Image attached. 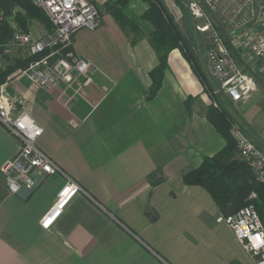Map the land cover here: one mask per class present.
Masks as SVG:
<instances>
[{
    "label": "crops",
    "instance_id": "crops-1",
    "mask_svg": "<svg viewBox=\"0 0 264 264\" xmlns=\"http://www.w3.org/2000/svg\"><path fill=\"white\" fill-rule=\"evenodd\" d=\"M94 3L100 26L73 35L74 53L91 63L89 85L77 92L64 82L40 87L17 70L2 83L9 95L22 98L23 108L43 127L38 148L84 193L75 194L44 229L40 220L56 201L64 177L44 175L35 188L18 194L3 183L0 264H254L230 229L216 222L219 212L210 194L182 182L184 171L225 145L203 114L206 92L189 64L172 51L161 89L146 100L148 73L158 60L147 39L151 27L141 19L145 2L128 0L121 10L144 32L134 43L130 28L120 26L108 11L107 0ZM129 3L141 7L137 15L126 12ZM252 3L253 27L264 37V9L257 11L264 0ZM226 15L219 28L225 39L241 16L233 11ZM230 54L254 76L256 90L237 102L223 93L215 98L232 123L264 148L259 63L241 52ZM212 83L211 90L219 86L215 78ZM188 96L197 100L186 107ZM18 149V140L0 125V166Z\"/></svg>",
    "mask_w": 264,
    "mask_h": 264
},
{
    "label": "built area",
    "instance_id": "built-area-1",
    "mask_svg": "<svg viewBox=\"0 0 264 264\" xmlns=\"http://www.w3.org/2000/svg\"><path fill=\"white\" fill-rule=\"evenodd\" d=\"M42 11L51 24L46 34L33 38L29 33L15 31L13 41L25 49V55L38 56L29 61L25 68L18 69L31 82L40 87H49L56 82L68 86L75 85L74 92L92 82L88 71L90 61L79 57L73 50L74 33L85 28L95 30L101 24V17L94 0H31ZM173 16L183 17L182 6L190 17L204 22L210 38L206 59L213 77L219 86L212 90L213 95L223 93L231 101L247 99L257 87L253 75L239 67L230 51L246 54L259 63V71L264 78V37L257 34L252 22L256 9H251L252 0H204L213 12V17L200 0H164ZM214 1V4L212 2ZM226 2L224 9L218 11L217 3ZM233 9V10H232ZM264 4L257 6L262 11ZM224 10L235 15L232 29L227 39L220 33V27L227 19ZM251 12L243 15L244 11ZM211 99L217 107L218 102ZM0 125L19 142L16 155L0 166V176L8 192L18 194L22 190H32L44 175L60 174L65 183L59 190L51 209L44 214L40 225L48 229L60 215L68 201L83 189L62 170L49 156L42 152L36 142L43 132L38 124L23 108V100L9 95L0 84ZM230 134L245 162L251 168L256 181L264 184V148L239 125H230ZM36 176H33V173ZM250 192L248 198H255ZM216 222L225 224L236 240L250 254L254 264H264V225L252 205L243 206L232 213L218 214Z\"/></svg>",
    "mask_w": 264,
    "mask_h": 264
},
{
    "label": "trees",
    "instance_id": "trees-1",
    "mask_svg": "<svg viewBox=\"0 0 264 264\" xmlns=\"http://www.w3.org/2000/svg\"><path fill=\"white\" fill-rule=\"evenodd\" d=\"M127 1L107 0V9L118 20L120 26L129 27L131 31H136L138 30L136 24L121 12ZM144 1L148 6L141 14V19L148 21L153 27L148 34V41L158 60L157 65L148 73L151 84L146 92L145 99H152L161 89L163 74L168 66V55L172 50L177 49L189 64L199 82L207 88L210 98L218 102L215 95L212 94V90L207 87V79L194 55L190 39L180 31L174 19L165 10L161 0ZM14 6L21 9V12L15 14V20L19 22L24 31L26 30V20L35 19L45 22L48 26L46 16L31 0H15ZM11 37L12 28L7 19L1 20L0 58L6 52ZM135 41L136 38H133L131 43ZM36 58L38 56L18 57L4 69H0V84L4 83L11 73L25 68L29 61ZM189 100L190 97H187L184 101L186 107L189 106ZM203 114L215 131L224 138L225 145L212 156H205L198 167L184 171L182 182L186 185L203 187L213 199L219 214L226 215L243 206L252 205L264 225V184L254 179L251 168L246 162L235 158V142L230 134L231 118L219 102L217 107L212 104L206 106ZM250 192H254L256 197L248 198ZM1 197L2 195L0 199Z\"/></svg>",
    "mask_w": 264,
    "mask_h": 264
},
{
    "label": "rangeland",
    "instance_id": "rangeland-1",
    "mask_svg": "<svg viewBox=\"0 0 264 264\" xmlns=\"http://www.w3.org/2000/svg\"><path fill=\"white\" fill-rule=\"evenodd\" d=\"M142 1H144V0H142ZM161 1H162L163 5L165 7V10L174 19V21H175L176 25L178 26V28L180 29V31L187 38L190 39L191 46H192V48L194 50V55L196 56L197 62L199 63V66H200L203 74L205 75V77L207 79V85H208L207 87L211 88V84H213L212 82L214 81V77L212 75L210 66H209V64L207 62V59H206V51L208 49L207 46L210 45V38H209L208 33L205 30L204 22L201 21V20L192 19L190 17V15L188 14V12H187V10L185 9L184 6H182V12H185L183 14V17L181 19L177 18V17L173 16L172 13L169 11V8H168L166 2L164 0H161ZM201 1L204 3L205 7H207V8L209 7L208 9L212 12V8L207 2H205L204 0H201ZM225 4H226L225 1L222 2V3L218 2L216 9H218V11L221 12V10H223L225 8L224 7ZM254 5H255V7H254ZM145 6H146V8L148 6L146 2H145ZM140 8L141 7H137V8L136 7H130V3H129V5L126 6L125 10H126L127 13H128V10H130L134 15H137L138 12L141 10ZM250 8L253 9V10L256 9V4L252 3V6H250ZM17 12H21V9L19 7H17V6H14V8L11 11V13L7 17L4 18V19H7L8 24L12 28V37H11V40L9 41V43L7 45L6 52L0 58V69H4L11 62H13L14 59H16L18 57L22 58V56L25 55L24 47L18 46L13 41V34H14L15 31H21V32H24V33H29L33 38H38V37L46 34L47 32H49L51 30V24H50L48 19H47L48 26H47V24L45 22H41V21L33 19V20H26L25 21L26 30L24 31L23 28L21 27V25L19 24V22H17L15 20V14ZM224 12L227 14L226 10H224ZM133 14H132V16H133ZM226 14H225L224 18H226V16H227ZM142 21L146 22V24L151 27V30H150V32H151L152 29H153L152 25L146 20L142 19ZM130 31H131V29H130ZM132 34H133L132 36L134 38H138L140 36H143L144 32H142L140 29H138L136 31H132ZM147 39H148V35H147ZM172 51L179 52V50H177V49H174ZM170 53H169V55H170ZM169 55H168V57H169ZM180 55H181V53H180ZM190 70H191V68H190ZM191 72L194 75V77H196L192 70H191ZM201 86L203 88V91L206 92V96H205V103L206 104L205 105L202 104L203 105L202 106V111H203L206 108V106L211 105V99H210V96H209V94H208V92L206 90L207 88L205 86H203L202 84H201ZM213 87H216V85L214 84ZM188 97H190V100L188 101V105L191 106L192 104H194V102L197 99L193 98L191 96H188ZM199 105H200V102H199ZM235 158L245 162V160L242 157L240 151L238 150L236 144H235ZM2 186H3V182H2L1 177H0V188L1 189H2Z\"/></svg>",
    "mask_w": 264,
    "mask_h": 264
},
{
    "label": "water",
    "instance_id": "water-1",
    "mask_svg": "<svg viewBox=\"0 0 264 264\" xmlns=\"http://www.w3.org/2000/svg\"><path fill=\"white\" fill-rule=\"evenodd\" d=\"M14 5L15 0H0V21L11 13Z\"/></svg>",
    "mask_w": 264,
    "mask_h": 264
}]
</instances>
